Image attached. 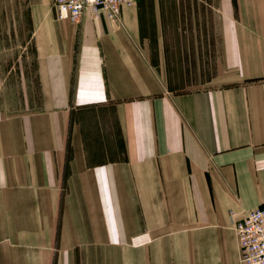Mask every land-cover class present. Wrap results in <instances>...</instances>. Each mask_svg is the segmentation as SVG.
I'll use <instances>...</instances> for the list:
<instances>
[{"label":"crops","instance_id":"0c3cea01","mask_svg":"<svg viewBox=\"0 0 264 264\" xmlns=\"http://www.w3.org/2000/svg\"><path fill=\"white\" fill-rule=\"evenodd\" d=\"M54 12L34 76L0 70V264H242L236 222L264 205V0Z\"/></svg>","mask_w":264,"mask_h":264},{"label":"rangeland","instance_id":"374dc122","mask_svg":"<svg viewBox=\"0 0 264 264\" xmlns=\"http://www.w3.org/2000/svg\"><path fill=\"white\" fill-rule=\"evenodd\" d=\"M54 10L53 0H0V70L9 83L34 76L36 22Z\"/></svg>","mask_w":264,"mask_h":264},{"label":"built area","instance_id":"2783aa9c","mask_svg":"<svg viewBox=\"0 0 264 264\" xmlns=\"http://www.w3.org/2000/svg\"><path fill=\"white\" fill-rule=\"evenodd\" d=\"M59 21L79 23L89 13L93 18L118 21L125 6L136 0H53ZM242 264H264V205L236 222Z\"/></svg>","mask_w":264,"mask_h":264}]
</instances>
